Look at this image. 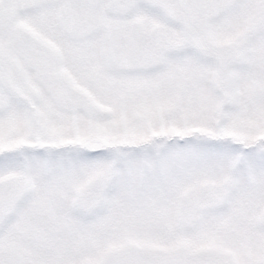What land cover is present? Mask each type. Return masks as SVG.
Wrapping results in <instances>:
<instances>
[{
    "label": "snow or ice",
    "instance_id": "6c2138e0",
    "mask_svg": "<svg viewBox=\"0 0 264 264\" xmlns=\"http://www.w3.org/2000/svg\"><path fill=\"white\" fill-rule=\"evenodd\" d=\"M0 264H264V0H0Z\"/></svg>",
    "mask_w": 264,
    "mask_h": 264
}]
</instances>
